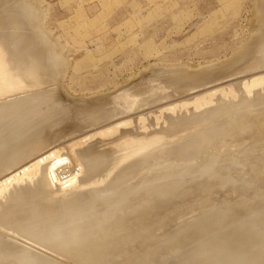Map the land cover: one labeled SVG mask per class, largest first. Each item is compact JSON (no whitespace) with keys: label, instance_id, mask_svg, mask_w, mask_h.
<instances>
[{"label":"bare ground","instance_id":"1","mask_svg":"<svg viewBox=\"0 0 264 264\" xmlns=\"http://www.w3.org/2000/svg\"><path fill=\"white\" fill-rule=\"evenodd\" d=\"M5 1L7 2V0ZM5 1L0 0V7L1 3ZM13 1L10 0L9 2L13 4ZM255 8L256 11H263L264 0H257ZM22 11L13 10V8L10 10L9 8L6 13L4 11V16L0 17V195H2L0 198V264H152L155 261L157 264L158 261H161L162 255H158L155 248L161 242L166 241H161V239L170 237L168 233L171 231V227H169L171 223H168L169 217H166V215L171 218L173 213L178 210L177 207L180 205L181 199L184 200L188 197L189 200V197H191L193 200L195 192L200 190L198 188H196L198 190L187 189L185 193L183 192L184 196H180V192L172 195L165 193L163 185L160 183L165 178L164 174L180 161L178 155L189 149V145L184 147V145L180 146L179 143H176L178 146L175 144V146H171L172 148L168 149L169 152L166 155V158L170 157L167 163H161V158L159 159L157 155L162 154L164 146L168 147L166 144L170 142L164 143L167 138L172 140L175 137L177 138L179 132L178 134L172 132L174 129L181 128L185 123L196 127V123L201 125V122L213 117L217 108L211 109V107L214 103L216 104L217 100H221V95L233 98L253 94L256 96L255 100L257 96H261L260 92L264 89V73L252 72L264 67V42L261 47H258L257 57L253 56L255 62L245 65L241 71L237 70L238 72L233 70L242 63L244 58H248L252 54V48L256 49L255 45L261 42L260 37L254 38V34H252L253 36L250 35L252 36L251 39H248L249 41L246 42L245 46L243 45L239 52L236 51L230 58L216 63H206L199 66H193L189 63L171 66L154 64L146 67L141 74L138 73L139 75L136 74L131 77L133 78L131 81L129 79L123 85L121 84L122 86L113 88L114 90L109 93L75 95L68 90L66 85V74L69 70L62 67L63 55L55 56L49 44L45 42V38L48 36L45 29L37 27L43 21L42 16L44 17L43 14L45 13L41 12L42 14H39L37 12L36 14L32 11L34 14L33 20L25 23L24 15L30 16ZM257 16L256 29L259 31L258 36H260L264 33V12L260 16L257 14ZM32 29L35 32L30 33L29 36L26 35V37L24 35L26 31ZM46 29L48 30V28ZM256 29H253V31ZM239 73L252 74L242 80L239 78L241 80L240 88H237V85L235 86L233 82H230V84L221 82V85H212L213 87L209 89L204 88L218 80ZM219 75L225 76L216 78ZM52 81H54V84H52ZM195 91L196 93H193ZM50 95L53 96L50 97ZM244 100L246 101V97ZM164 101L167 102L163 104ZM178 115H182V117L180 118ZM164 132L165 134H163ZM234 143H231L232 146L230 145L231 148H228L227 151L235 149ZM201 149L206 150L205 147ZM197 151L199 150L193 152L191 148L188 150L190 156L187 160L189 162H195L193 159H195L194 156L197 157ZM213 151L209 152L214 156L211 155V163L221 157L220 151H217V154L220 155L218 157H215L217 154L214 155ZM227 151L224 150V152ZM227 153L226 155H228ZM208 154L207 156L211 157ZM150 156H153L150 161L153 160L155 166L150 165V161L145 159ZM229 156L224 157L227 159ZM199 158L198 156V160ZM215 162L217 164L214 165L217 167L221 161L217 160ZM51 165L53 167L52 174L50 173ZM189 166L175 172L174 175L186 171L194 173L197 170H203L204 176H209L207 174L209 172L207 163L202 162L198 165ZM220 170L224 169L220 168ZM119 172H121V175L118 177L119 179L115 180V176H118L117 173ZM150 176L152 177L151 181H149ZM209 178L212 179L213 177ZM96 179L98 181L109 180L105 186L100 183L102 187H99L98 183H94L98 186L95 185L97 188L89 187V184L92 186ZM12 184L11 189L2 192L3 189L11 187ZM147 184L151 187L148 190L152 195L151 197L137 203L132 208L129 206L127 212H121L117 216L108 214L111 209L131 201L138 194L145 193L143 192L145 190L144 186ZM76 186H85V188L56 196V194L68 191ZM255 193H253L254 195H248V204L255 205L257 203L258 200H251L253 198L258 199ZM258 194H260L259 191ZM195 195L197 196L199 193ZM198 197L200 198V196ZM245 198L241 199L245 200ZM117 200L121 203L114 206L113 202ZM183 200L182 202H184ZM192 200L191 202H194ZM200 200L197 208L193 209L189 207L196 206L198 202L195 201V205L192 203L187 204L188 207L185 201L182 203L183 206L186 205L191 211L186 210L185 207H183L185 208L183 210L182 206H179L180 210L182 209L184 212L181 211L180 213V210L177 212L181 216L185 211H189L186 214L190 216V214L193 215L192 213L201 208H205V211L198 212L197 215L193 216L194 218L200 216L198 220H203V224L206 219L201 220V217H206V214L210 215L211 218L216 217L217 220H220L218 218L223 214L227 218L228 210H220L219 212L216 210L215 213H213L214 211L207 212L213 204L211 196L201 197ZM236 202H234L235 205L233 203V208L239 205ZM243 207L246 208L247 206L243 205ZM255 207L258 212L262 208L259 209L257 206L251 208ZM175 208L176 211H174ZM248 208L243 209L244 212L240 210L239 214L240 212L245 214V211L248 215L249 213L252 214L253 212H249ZM236 209H232L235 211L234 214L232 211L233 215L239 210ZM262 209L260 213H262ZM258 212H255V214L259 217L264 214L259 215ZM239 214H236V217ZM248 215H246V221L251 218ZM160 217H163L162 220L168 218L163 223H168L166 227L170 228H167L168 233L164 230L167 234L163 238H159L162 237L161 234L159 236L158 233H155V231L161 232L157 228L162 229L165 227L162 220L157 222L156 219H161ZM174 217H172V220ZM187 217L183 214L182 218L189 219L187 224H190L192 217L190 216L191 220ZM234 218V216L232 219L229 218L232 222L230 223L229 220L230 226L242 219L238 217L239 221L236 218L237 220L234 222L232 221ZM261 218L263 220V215ZM179 219L177 221L180 223ZM252 219L253 217L249 220ZM217 220L216 222L219 223L220 221ZM253 220L257 221V218L254 217ZM260 220L259 218L258 221ZM209 221H207L210 224L207 223L208 226H216L215 219L213 220L214 225L212 221ZM221 221L226 220L223 218ZM175 222L174 220L172 223H178ZM254 222H252V226L257 225ZM88 223L93 225L89 232L83 234ZM193 223L190 224L192 227L194 226ZM196 223L199 224L200 222H197L196 219ZM225 223L222 231L220 223L217 224L220 228L216 227L219 236L217 234L214 235L215 237L213 236L214 239L211 238L206 234L207 228L206 233L201 235L203 238L206 234L209 242L205 235L204 238L207 240L201 238L203 242H199L200 246L196 248L193 246V250L191 247V250L187 248L188 251L183 249L189 254V257L184 259V252L181 250L178 251L180 254L183 253L180 255L181 260L174 257L173 260L176 263L180 262L178 264H193L206 251L207 254L205 253L202 264H209L208 260L213 255L214 250L220 252L224 246L231 243L229 254L222 256L217 264H225V260L231 259L233 264H238L239 258H242L243 255L241 253L237 256L234 251L239 252L242 249L240 246H244V243H241L250 236L248 235L249 228L245 227L250 226V223L246 225L236 223L238 226L236 224L234 226L239 229L230 232H228L229 229L231 230L233 227H227L229 228L226 229L228 231H224V227L229 225L225 226ZM181 224L183 228L184 221ZM200 224V227H202L203 224ZM190 225H188L189 229L191 228ZM180 226L177 228H181ZM197 226L193 227L196 231L199 228ZM245 228L248 230L246 238L241 237L246 232ZM256 228L254 229L256 230ZM173 229L171 232H173ZM178 229L176 232H179ZM183 229L180 230L182 234L186 232ZM189 229L188 231H194ZM210 229L208 232L212 231ZM250 231L253 232L252 229ZM256 231L259 232V229L257 228ZM190 232H188V236H192V234H189ZM227 232L228 234H226ZM186 234L184 233L185 239H187ZM252 234L257 235L258 233H251L250 238H252ZM263 234L261 233V235ZM184 235L183 237L180 235V237L183 239ZM154 236L155 239L159 238V241H161L158 242L159 244L155 243L154 246V242L149 244L154 248V253H157L155 255L153 248L150 251L151 253L149 252L151 247L147 244L148 242L145 243L146 248L147 245L149 247L147 248L148 251L146 248L141 247V245L143 246L142 242L144 243L146 240L154 238ZM197 236L200 238L199 235ZM260 237L262 239L264 236ZM170 238L167 240L171 241L173 239ZM176 239H179L180 242L183 241L179 237ZM195 239L193 243L197 242V239ZM254 239H250L251 241L246 240L248 241L244 246L247 251L246 254L252 246H255V248L259 246L258 242V244L252 242V240L258 241V238ZM187 240L190 241L191 239ZM239 240H242V242L240 241V243ZM179 241L177 240L176 243H180ZM174 242L171 241L168 244ZM238 242L241 244L240 246L237 244ZM170 244L168 247H170ZM262 245L264 247V244ZM166 246L162 248V251L165 248L167 249ZM172 247L174 248V245ZM263 247L261 248L262 251H264ZM141 251L146 253L145 256L144 252ZM254 251H250L252 255L264 254L259 253L258 250ZM138 252L142 255H136ZM178 252L176 254L179 256Z\"/></svg>","mask_w":264,"mask_h":264},{"label":"rangeland","instance_id":"2","mask_svg":"<svg viewBox=\"0 0 264 264\" xmlns=\"http://www.w3.org/2000/svg\"><path fill=\"white\" fill-rule=\"evenodd\" d=\"M9 1L10 0H7V2L5 1L6 3L5 2L1 3L0 17H3L4 11L6 13V10H8L9 8L10 10L11 8H13V10H18V11L23 10L22 12L25 11L30 16L27 17L28 15H24L23 17L25 23H28L29 21L33 20L32 18L34 17V14L32 11L36 12V14L37 12L39 14L41 12L45 13L43 14L44 17L42 16L43 21H41L37 27L45 29L46 34L48 35L45 38V42L49 44V46L51 47V51L55 54V56L63 55L61 62L62 67L65 70H69L68 73L66 74V83H67L66 85L68 90L75 95H87V94H97V93H106V92L109 93L112 90H114L115 87L122 86L129 79L131 81L133 79L131 77H133L138 73L141 74V72H143L146 67L153 66L154 64L171 66L175 64L189 63L190 65L192 64L193 66H199L202 64L204 65L206 63L219 62L221 60L230 58V56H232L236 51L239 52V50L242 49L243 45L245 46L246 42L249 41L248 39H251V37L253 36L252 34H254L253 36L254 38L260 37L259 39H261V42L257 43L260 46L255 45L256 49H254V47L252 48V52H251L252 54H250L248 58L247 57L244 58L242 63H240L239 66L233 70V71H237V70L241 71L245 65L253 64L255 62L254 59L255 57H257L256 54L258 53L259 50L258 47H261V45L264 42L263 39L264 33L258 36L259 31L256 29L257 28L256 18H258L257 14L260 16L264 12V10L263 11L259 10L260 13L259 11H256L255 7L257 0H14L13 4ZM5 21L6 23H8L7 19H5ZM46 28H48V30L50 31H48ZM253 29L256 30L253 31ZM33 32H35L34 29H32L31 31L27 30L24 35L29 36L30 33ZM59 40L62 43H60ZM64 45L66 46V48ZM253 56H255L254 59ZM257 72L264 73V67L252 73H257ZM249 75L252 74L239 73L218 80L217 82L209 84L204 88L209 89L213 86L221 85L224 82L225 84H230V82H233L235 83V86L237 85L236 86L237 88H240L239 87L240 81L246 78V76L248 77ZM222 76L219 75L216 78H222ZM239 78L241 80H239ZM54 81H52V84H54ZM193 93H196V91ZM260 94L261 96H257L256 100L254 99L256 96H254L253 94H250L249 96L245 95V96L233 97V98L223 97V95H221L220 97L221 100H217L218 103L217 102L216 104L214 103L211 107V109L217 108V110H215L216 113L213 117L208 118L207 121L201 122L202 123L201 125L200 124L198 125V123H196L197 124L196 127L189 123L187 124H189L190 126L186 125V123L183 122L185 123L184 124L185 127L183 125L181 126V128L178 127L177 129H174V131H172L177 134L179 132L177 138L175 137V139L173 138V140L167 138L166 141H164V143L167 141L170 143L166 144L168 145V147L164 146L161 155H157L159 159L161 158V163L168 162V159L170 157L166 158V155L169 152L168 149L170 150L172 148L171 146H173L174 144L176 146L184 145V147L189 145L190 148L193 149V152L194 150L197 149L199 150L197 151V154L195 153L197 155V157L194 156L195 159H193L195 162H189L187 160V158L190 156V154H188V150L190 148L184 150L183 153L178 155L180 161H178L177 165L172 166L170 171L164 174L165 178L160 181V183H162L164 188L163 191L165 193H170L172 195L180 192L179 195L184 196L185 190L187 189H191V190L200 189L198 190V192H195V194L199 193V195L196 196L194 194V197L195 196L197 197V198L195 197L196 200L194 199V197L193 200L191 199V197H189V200L191 199L194 202H191V200L189 202L188 197L185 198L184 200L181 199L180 201L181 203L179 202L180 205H178L177 207L178 210L176 208L175 210L174 209L173 210L179 211L180 210L179 206L180 207L182 206L183 210L185 208L186 210H189L187 206L190 205V203L195 205V201L198 202L196 206L193 207L191 205L192 208L189 206L188 207L190 209H193L195 207L197 208V205L201 201L200 200L201 197L211 196L213 199L212 201L213 204L211 205V207H209V210L207 212L214 211L213 213H215L216 210L217 212H219L220 210H228L229 214L227 213L228 214L227 218H225L226 215L224 214L223 216H221L222 218L217 217L220 220H217L216 217L211 218L210 215L208 214H206L208 218L206 215H205L206 217L202 215L204 218L201 217V220L206 219L204 221V224L206 223L205 226L203 224V220L202 221L198 220V218L200 219V216L195 217L197 219V222L203 224L202 227H200L201 225L200 223H199L200 225L197 223L195 224L196 219L193 216L197 215L198 212L205 211L206 210L205 208H201L200 210L192 213L193 215L190 214L193 221L191 220L189 214L188 215L186 214L191 210L185 211V213H182L181 216L177 211L173 213V216H171V218L170 216L166 215V217H169V219L165 217L164 218L168 219L170 222L168 220L166 221H168V223L173 224L172 226L171 224H169V227H171V229L169 227H166L168 226V223H163V221H165V219L162 220L163 217H160L161 219H156L157 222L162 220V224H165L164 225L165 229L164 228L160 229V227L157 228L161 230V232L159 233V231L158 232L155 231V233H158L159 236L161 234L162 237L161 236L159 237L158 235L155 236L159 238H163V236H165V234L168 233L167 231L168 229L172 231V229L174 228L173 232L169 231L168 234L170 235L168 236L176 240L175 242L173 239L171 240L174 243L171 244L169 243L170 247H168L169 246L168 242L171 241H168L170 237H168L167 235L166 236L168 237L167 238L168 240L164 237L163 239H161V241L166 240L168 242L164 241L162 243L161 241H159L160 240L159 238H157L158 240L155 239V236L154 238H150L146 240L144 243L142 242L143 246L141 245V247L144 248H146L145 243L147 242L148 245L151 243L153 244L154 242L153 246L155 245V243L156 244L158 242L162 243V244L160 243L162 246L158 243L160 246L157 245V247L155 248V252H157L158 255H162L160 258L161 261H158L157 264L160 263L167 264L168 262H170L168 264H171L172 262L175 264L176 262L175 260H173V257L175 259L181 260L182 257L180 258V255L183 254V253L181 254L179 253L181 250L185 249L186 251H188L187 248L190 247L193 250V246H195L196 248L201 245L200 244L201 243L200 241H202L201 234L206 233L205 231L207 230V228L208 231L210 228H212L210 229V231L211 230L212 231L211 232L207 231L206 234H208L211 238H213L214 235L218 234L217 230L220 229L217 226V224L219 225L220 223V226L222 228L221 231H222L224 223L227 221V223H225V226L228 225L229 220L232 219L233 216L235 217L234 220H232L234 222H236L237 219L239 221L238 217L242 218L244 221L243 222L241 221L242 219H240L241 223L240 221L236 223L239 224L244 223L243 225L250 223V226H245L249 228L248 229L249 233L251 232L250 230L252 229L253 232L251 233L256 232L258 233L257 235L260 234L258 237L256 234L255 235L252 234L253 236L256 237H254L255 239L253 238V236L252 238H250L251 233L250 234L248 233V235H250L248 236L247 235L248 230L245 228L246 232H244L245 231L244 230L243 235L245 234L246 235L245 236L242 235L241 237L246 238L248 236V238L244 239L243 242H242L243 240L242 238V240H239V242L241 241L242 243L241 242L240 243L241 244L244 243L243 245L245 246L246 245L245 243L246 242L248 243L250 239L256 240L258 238V241L252 240V242L254 243L256 242L255 244L259 243L258 244L259 246L257 247L256 245L257 248H255V246H252L249 249L248 254H246L247 251L245 250L244 246H242L238 242L237 244L239 246L241 245L240 247H242V249L239 252H237L236 250L234 252L237 254V256L238 254L241 253L243 255L242 258H239L238 264H264V254L261 255L251 254V252H255L254 250H258L259 253H264V251L261 250V248L263 247L262 244H264L263 241L264 237L262 239L260 237V236H264L263 234L264 214H262L264 213L263 212L264 209H262L264 207L263 206L264 205L263 204L264 203L263 200L264 199L263 198L264 197V89L261 90ZM217 95L219 94L217 93ZM52 96L53 95H50V97ZM245 97H246V101L244 100ZM258 97H260L261 99ZM166 102L167 101H164L163 104H165ZM179 117L181 118L182 115ZM163 134H165V132ZM233 141L238 144L237 147H236V143H234ZM176 143L179 144L177 145ZM231 143L235 144L234 145L235 149L234 150L231 149L230 151H227L228 148H231L230 147ZM202 145L203 147L206 148V150L204 149L203 151V149H201L203 148ZM208 149L209 150L211 149L210 151L214 150L213 151L214 155L218 153L217 151H220L221 157H218L220 156L218 154L217 156L215 155V157H218L220 159L214 158L216 160H214V162L211 163L210 160L213 155L209 153L210 151ZM224 150L229 152L230 154L224 152ZM208 153L210 154V156L211 155L212 156L208 157L207 156ZM226 153L230 155L227 159L224 157V156H228L226 155ZM198 156L200 157L199 160L201 159L200 161L198 160ZM222 156L224 158L223 160H222ZM145 159L146 160L148 159L150 161V159H153V156H150ZM217 160L221 162H219L216 167L215 165L217 163L215 161ZM202 162L208 164L207 170L209 172L207 171L208 173L207 172L206 173L209 176L207 175L204 176L203 170H197L194 173L192 172L188 173V171H186L184 173H180L179 175H174L175 172L180 171L186 167H190L189 165L191 166L198 165ZM150 165L155 166V162H153V160L150 161ZM220 168L224 170H220ZM117 174L118 176H115V180L119 179L118 177L121 175V172ZM215 175L218 176L216 177ZM209 177H213V178L211 179ZM108 180L109 179L98 181V179H96L95 182H93L92 186H90L89 184V187L97 188L98 186L100 187L101 184L102 186H105L108 183ZM151 180L152 177L149 179V181ZM94 183L96 184L98 183V186ZM12 187L13 184L11 185V187L3 189L2 192L8 190L9 188L11 189ZM83 188H85V186L84 187L76 186L74 188L69 189L68 191L60 192L56 194V196L66 194L67 192L72 190L75 191ZM144 189L145 190L143 192L145 193H143L142 195L138 194L131 201L122 204L120 206H117L114 209H111L110 213L108 214H113L114 216H117V214L121 212L122 213L127 212L130 207L132 208L137 203H140L141 201L151 197L152 195L148 192V190L151 189L149 184L145 185ZM135 190L138 191L137 189ZM258 191L261 194V196L260 194H258ZM253 193H255L258 199L257 198L251 199L252 197L250 199L252 201L258 200L256 203L257 205L256 204L252 205L251 203L248 204L249 203L248 195L249 194L254 195ZM198 196H200V198ZM1 197L2 195H0V198ZM241 198H245V200H247L248 202L247 201L245 202V200ZM238 199L241 200L237 201ZM182 200L184 202L186 201L185 204L188 205L183 206L182 203L184 202H182ZM234 202L239 204L238 206L236 205L235 208H233V206L235 205ZM118 203H121V201L118 200L114 201L113 205L116 206ZM241 203L242 204L244 203L243 205L247 207L244 208ZM240 204L241 207L243 208L240 207L239 209ZM261 204L263 207L261 206ZM223 206L224 208H222ZM254 206H257L259 209L260 207H262L261 208L262 213H260L261 209L258 212V209L256 207H255L256 211L255 208H251ZM236 208L239 210L238 212L236 211L237 213H235V215H233L235 211H233L232 209H236ZM247 208L249 212L254 213V214L249 213V215L251 214L250 215L251 218L253 217L254 219L255 217V219L257 218V221L259 220V218L261 219L260 220L262 221L261 223L260 221H258L260 225L257 223L256 220L252 219L257 223V225L256 224L255 225L259 229V232L256 231L257 228L255 227V225L252 226L253 221L249 220L251 218L249 219L247 218L248 222L246 221V215H248L246 211L245 214L243 213L244 215L241 214V212L239 214L240 210L241 211L243 209L246 210ZM182 209L180 210V213L181 211L184 212ZM244 210L242 212H244ZM254 211L258 212V214L260 213L259 215L262 214L263 220L261 218L262 215L259 217L257 214H255ZM178 214L180 216V219L178 217ZM183 214L184 216H188L187 218H190L191 220L190 224H192L195 221L193 223L194 226L197 225L199 226V228L197 226L198 228L197 231L196 229L193 228L194 226L192 227L190 224H187L189 223L188 222L189 219L187 220L186 218H182ZM236 214L239 215H237L236 217ZM172 217H174L173 220ZM223 218L226 221H221ZM178 219L180 223L177 221ZM208 219L212 221L213 225H214L213 220L215 219V224L217 223L216 226L215 227H213L212 225H211L212 227L208 226L209 224L207 222L209 221ZM174 220L178 222V223L175 222L176 224H178L179 226L181 225L180 226L181 228L178 229L177 227L179 226L172 223L174 222ZM216 220L220 222L218 223L216 222ZM183 221H184L183 228L188 227L187 229L182 228L183 223L181 224V222ZM230 223H232L231 220ZM236 223H233V225L231 224L232 226H230L229 224L228 226L224 227V231H228L226 229H229L231 227L233 228H231V230L229 229L228 232L239 229L238 227L236 228L234 226V224ZM185 224L187 227L185 226ZM261 224H263L262 225L263 229ZM92 225H93L92 223H88L86 225L83 234L89 232L90 231L89 229L91 228ZM188 225H190L191 227L190 229H193L195 232L190 230ZM236 226H238V224H236ZM216 227H218V229H216ZM176 228L178 229L179 232H181L180 233V235H182L181 237H183L184 233L185 234L187 233L186 234L187 239H191V240L188 241L187 239H185L186 238L185 235L184 238L182 239L179 235V232H176L177 230ZM254 228H256V230ZM181 229L185 230L186 232L183 231L184 233L182 234V231H180ZM188 229L191 232L188 231ZM164 230H166L167 233H165ZM188 232H190L189 234H192V236H188ZM228 232L226 234H228ZM171 233L172 234L175 233L173 234L174 235L173 237L171 236L172 235ZM261 233L263 235H261ZM206 234H204V236ZM196 235H199L200 238H198V236L196 237ZM193 236H195V238L197 239L196 243H193V240L195 239V238L192 239ZM204 236L202 238L203 240L207 238V235L205 236V238ZM217 236H219V234ZM177 237H179L180 240L182 239L183 241L180 242L179 239H176ZM207 239L206 240L209 242V238ZM177 240L180 243H176ZM165 243L168 245L166 246ZM260 243L262 244L260 245ZM148 245L147 248L151 247V250L149 248V252H150L152 251L153 247L151 245H149L148 247ZM172 245H174V248L172 247ZM158 246L159 248L161 247L160 251ZM165 246L167 247V249L165 248L162 251V248ZM227 246H224L223 250L220 252L218 250L216 251L214 250L213 255L208 260L209 264H217L218 262H220V258L222 256H227L229 254L228 253L229 250H231L230 249L231 243L227 244ZM185 250L182 251L184 252V259L189 257V254ZM144 251L141 252L143 253ZM145 252H144V256L147 253ZM176 252L179 253V256L178 254H176ZM153 253H154V248H153ZM153 253L150 255L152 256ZM157 253H154V255ZM205 253L206 251L203 252L198 258V260H195L193 264H202L203 262L202 260L204 259V256L207 254ZM138 254L140 256L141 253L139 252L136 253V255ZM171 260L173 261L171 262ZM152 264H156V261ZM225 264H233L232 259L225 260Z\"/></svg>","mask_w":264,"mask_h":264},{"label":"water","instance_id":"3","mask_svg":"<svg viewBox=\"0 0 264 264\" xmlns=\"http://www.w3.org/2000/svg\"><path fill=\"white\" fill-rule=\"evenodd\" d=\"M52 169H53V167H52V165H51V167H50V173H51V174H52V171H53ZM53 177H54V176H53Z\"/></svg>","mask_w":264,"mask_h":264}]
</instances>
